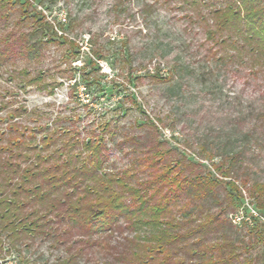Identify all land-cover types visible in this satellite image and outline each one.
<instances>
[{"label": "rangeland", "instance_id": "obj_1", "mask_svg": "<svg viewBox=\"0 0 264 264\" xmlns=\"http://www.w3.org/2000/svg\"><path fill=\"white\" fill-rule=\"evenodd\" d=\"M189 17L170 0H0V131L17 110L32 146L61 130L103 140L107 165L139 168L141 179L151 162L211 175L221 212L243 233L264 224L241 185L264 184V71L239 41L208 37L210 21ZM229 152L239 161L221 180L213 165ZM57 255L43 244L0 264Z\"/></svg>", "mask_w": 264, "mask_h": 264}, {"label": "trees", "instance_id": "obj_2", "mask_svg": "<svg viewBox=\"0 0 264 264\" xmlns=\"http://www.w3.org/2000/svg\"><path fill=\"white\" fill-rule=\"evenodd\" d=\"M170 1L209 20L208 37L239 41L264 71V0ZM13 113L0 131V260L13 254L21 261L46 244L57 257L30 264H264V224L243 233L235 227L211 175L189 178L151 162L141 179L139 168L107 165L103 140L61 130L32 146ZM239 156L229 152L221 156L226 166L213 165L221 180L232 179ZM241 185L264 216V184ZM226 187L230 205L241 206L235 180Z\"/></svg>", "mask_w": 264, "mask_h": 264}]
</instances>
